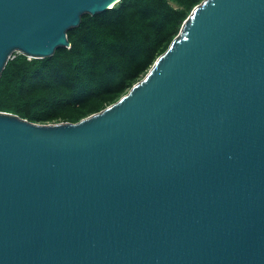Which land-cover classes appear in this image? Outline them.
Instances as JSON below:
<instances>
[{"label": "water", "instance_id": "obj_1", "mask_svg": "<svg viewBox=\"0 0 264 264\" xmlns=\"http://www.w3.org/2000/svg\"><path fill=\"white\" fill-rule=\"evenodd\" d=\"M121 0H0V77ZM0 264H264V0H203L120 99L0 110Z\"/></svg>", "mask_w": 264, "mask_h": 264}, {"label": "trees", "instance_id": "obj_2", "mask_svg": "<svg viewBox=\"0 0 264 264\" xmlns=\"http://www.w3.org/2000/svg\"><path fill=\"white\" fill-rule=\"evenodd\" d=\"M203 0H121L86 13L71 47L49 57L15 53L0 77V110L39 123L77 122L139 82Z\"/></svg>", "mask_w": 264, "mask_h": 264}, {"label": "rangeland", "instance_id": "obj_3", "mask_svg": "<svg viewBox=\"0 0 264 264\" xmlns=\"http://www.w3.org/2000/svg\"><path fill=\"white\" fill-rule=\"evenodd\" d=\"M18 52H20V50H16V51L14 52V54H15V53H18ZM14 54H13V55H14Z\"/></svg>", "mask_w": 264, "mask_h": 264}]
</instances>
